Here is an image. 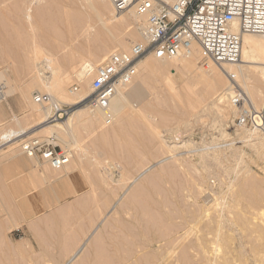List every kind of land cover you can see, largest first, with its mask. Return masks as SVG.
Returning <instances> with one entry per match:
<instances>
[{
  "label": "rangeland",
  "instance_id": "1",
  "mask_svg": "<svg viewBox=\"0 0 264 264\" xmlns=\"http://www.w3.org/2000/svg\"><path fill=\"white\" fill-rule=\"evenodd\" d=\"M109 4L102 17L107 21L111 12L116 14ZM69 17L74 20L66 21ZM90 20L94 23L95 15L79 0H0V35L20 42L12 50L32 56L37 46L69 77L79 73L84 55L108 45L104 35L97 39L85 34ZM3 50L0 47V54ZM114 51L125 50L109 48L106 56ZM69 58L75 63L64 68ZM9 72L19 87L33 78L30 70ZM72 83L69 78L66 90ZM86 87L82 89L88 92ZM252 89L255 115L264 119V85ZM202 91L201 84L174 67L148 78L145 99L132 102L127 113L144 116L149 128L131 117L117 124L84 123L67 135L52 134L55 145L69 157L68 166L59 171L20 152L22 140L48 138V131L0 149V264H66L76 251L69 264H264V130L238 127L235 119L240 108L248 111L245 103L233 108L229 99L218 103ZM36 93L33 88L31 102ZM1 107L6 121L22 118L29 110L28 100L18 93ZM46 119L41 125L65 122L46 124ZM38 122L41 119L32 116L25 125ZM2 123L5 133L17 130L13 122ZM106 132L110 134L102 139ZM186 142L190 144L184 146ZM177 152L182 153L170 157ZM151 165L156 167L115 206L118 212L123 205L121 221L115 222L112 205ZM104 216L107 223L101 225ZM122 221L132 222L136 232ZM105 224L106 236L93 246L92 255L84 256ZM97 226L99 231H94Z\"/></svg>",
  "mask_w": 264,
  "mask_h": 264
},
{
  "label": "bare ground",
  "instance_id": "2",
  "mask_svg": "<svg viewBox=\"0 0 264 264\" xmlns=\"http://www.w3.org/2000/svg\"><path fill=\"white\" fill-rule=\"evenodd\" d=\"M106 1L107 0L104 1L79 0L81 7L89 10L96 17L94 23H92L93 20L88 21V23L91 24L87 26L85 30L86 31L85 34L88 36H93L97 39H101L103 35L108 38V43H107L108 45L97 47L92 52L84 55V57H82V59H80L79 61L81 62L80 63L81 65L83 63L89 62L92 65L96 66L98 64L96 62L99 63L102 62L109 48L120 47L122 50L128 51L126 50L128 43L135 40L136 38H139L140 40V28L142 27V24L144 22V17H138L134 12V8L130 7L124 11H120V12L116 11V14H113V12H111L112 19L108 21L104 20L102 18L104 12L110 7L109 6L110 2L108 3L109 4L108 5ZM174 1L175 0H166L168 4H171ZM32 2L43 3L46 2V0H32ZM129 9H131L129 12L131 13V18H129L126 15V11ZM27 12L28 13L26 14V19L27 21H30L32 19V15L29 14V9L27 10ZM65 20L71 21L74 19L72 17H69ZM50 26L54 27L52 25V22H50ZM120 29H122L121 32ZM19 43L20 42H18V40H14L10 37L0 35V47L4 49L2 54H0V121L2 120L4 121L2 125H8L10 122L11 123L13 122L17 127L16 131L5 133L3 131L4 128L0 126L1 127L0 137L2 136H5L7 138L12 137V139L10 140L11 143L12 141L18 142L22 138L36 136L38 133H44L47 131L51 134L50 137H53L52 134L67 135L68 133H72L75 127H78L84 123L99 124V125L106 124V120H105L106 113L102 111L90 112L87 109L77 108L72 113V115L67 120H65V122L62 125H57V126L41 125L42 119L49 115V110L48 108L46 109L43 108L42 110H38L37 109L38 105H36L34 101L33 102L30 101L28 96L30 95L31 90L33 88L38 90V93L45 92L53 99L54 102L69 104V105L77 103L88 92L84 91L82 89L83 87L82 86L81 90L78 93L70 94L69 90H66V84H68L69 78L73 80L74 76H76V78L80 77V72L73 73L70 77L68 75L60 74L59 68L61 67L59 66V64H57L54 59H49L42 56V54L40 53L41 52L40 48L35 45L32 56H27L26 54L27 51H24V54H20L18 51H13L12 50L13 45H15L18 48ZM9 50H11L12 52H9ZM24 50H28L27 46H24ZM201 59H202V55H201L200 47L197 44H193L191 46L190 52L187 55L180 56L178 58L156 59L152 55H149L141 59L136 67L134 83L132 84L130 83L131 85L129 84L130 87L126 91H123V89L125 87H128L129 85L118 88L116 94L113 96V98L110 101L108 107V114L110 116L111 123L117 124L119 121H123L127 118L132 117L131 118L132 120L143 122L145 126L149 128V124L144 116H142L139 113L135 114V116H130L127 113L128 108L132 107V102H141L145 99L144 84L146 83V80L148 78L158 77L159 75H163L168 71H170L171 67H174L177 71L189 74L191 79L195 80L197 83L203 86L202 92H204L209 97L210 96L214 97V100H217L218 103L219 102L224 103L226 100L230 99V97L232 96V86H235V84H237L238 87L241 88L244 94L246 95L244 96L245 105L247 106L251 116L258 113L256 110V104L254 103L253 100V94L251 89L253 88L255 90L258 89L260 86L264 85V67H256L253 66L252 64L264 65V35H260V34L241 35V55H240V61L237 64H225L220 66L209 63L206 66L207 68H204L203 70L202 66H200V64L202 63ZM66 62L67 63L64 65V68L65 67L72 68L73 64L75 63L74 59L72 58H69ZM14 69L18 71L17 74H21V73L28 74L30 70L29 74H32L33 78L24 87H19L15 83H13L10 79V75H12V73L9 72V70L11 71ZM46 73L50 74V76H45ZM228 74L235 76L234 78L235 80L233 82L229 80L230 78L228 77ZM167 79L171 80L169 78ZM85 83L88 86L89 81ZM17 93L20 94L25 100L26 99L28 100L29 110H27L28 112L22 118H17L16 116H12L9 121H6L3 118L4 116L2 114L1 103L3 101L12 99ZM32 116L37 117V119H41V122H38V124H35L33 126L25 125L26 121H28V119ZM255 118H258L259 120L258 125L259 127H262L260 131H263L264 119L261 118V116L259 115H255ZM109 134H110L109 132H106L101 135V138L105 139L108 137ZM184 144H185L184 146H186L190 143L186 142ZM178 149L179 148H175L174 150L177 151ZM180 153L182 152H177L176 154L170 157L175 158ZM30 160L36 161L34 159H30ZM68 163H69V157H68ZM68 163L62 165L59 169L53 171H59L67 167ZM160 163H162V161H160L156 165ZM156 165H151L147 168H144V170L131 181L130 185L126 187L122 195L118 197L116 203L112 205L111 213L114 212V209L116 208L115 206L119 204L126 195H128L132 186L136 184L138 181H140L142 177L146 176L151 170H153L156 167ZM161 170L164 171V169ZM255 201L258 203L257 200ZM254 205L257 204L254 203ZM120 209H122L123 211V205L120 206L118 212H114L115 215L113 214V216L117 217L114 218L115 222H118L119 219H120L119 221H121L122 211L120 212ZM109 215L110 214H108L107 216L109 217ZM107 216H104V218L100 221L101 225H103V223L106 222L105 219ZM122 222L126 223L127 221H122ZM130 224L128 223L129 228L131 227ZM110 225L111 224H109V227ZM121 227H123V225ZM129 228L128 230L130 232L134 230L132 227H131L132 231ZM94 231H99L98 226L95 228ZM107 232H108V224L107 225L105 224V227L101 230L98 236L92 239L89 246H87V251H85L84 256L88 257L92 255L94 250L93 246H95L100 241V239L105 237ZM134 232L136 231L134 230ZM135 234L132 233V235ZM137 237H135V239H138ZM77 253L78 251H76L71 256V258L69 259L68 262H66V264H69L71 259H74V257H76Z\"/></svg>",
  "mask_w": 264,
  "mask_h": 264
},
{
  "label": "built area",
  "instance_id": "3",
  "mask_svg": "<svg viewBox=\"0 0 264 264\" xmlns=\"http://www.w3.org/2000/svg\"><path fill=\"white\" fill-rule=\"evenodd\" d=\"M115 11L130 7L138 17H144L140 28V40L128 51H114L96 66L89 62L80 66V77L74 76L69 86L70 94L81 90L89 81L88 93L75 104L54 102L47 94L36 93L34 103L48 108L46 124L67 120L77 108L90 112L106 113V123H111L108 107L120 87L128 86L136 74L138 62L147 55L156 59H174L185 56L191 46L200 47L202 63L216 65L237 64L241 55V35H264V0H107ZM236 30V31H234ZM230 81L235 76L228 74ZM245 103L241 90L232 86L229 104L233 108ZM238 127L255 125V116L240 108L236 117ZM12 137H0V149L10 143ZM54 137L29 138L20 143V152L40 165L57 170L68 163V154L54 143ZM213 184V183H212Z\"/></svg>",
  "mask_w": 264,
  "mask_h": 264
}]
</instances>
